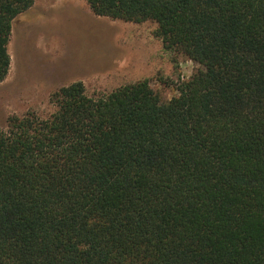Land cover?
<instances>
[{"label": "trees", "instance_id": "1", "mask_svg": "<svg viewBox=\"0 0 264 264\" xmlns=\"http://www.w3.org/2000/svg\"><path fill=\"white\" fill-rule=\"evenodd\" d=\"M157 24L200 69L164 101L149 80L55 91L0 129V264H264V0H85ZM0 0V84L16 18Z\"/></svg>", "mask_w": 264, "mask_h": 264}, {"label": "rangeland", "instance_id": "2", "mask_svg": "<svg viewBox=\"0 0 264 264\" xmlns=\"http://www.w3.org/2000/svg\"><path fill=\"white\" fill-rule=\"evenodd\" d=\"M157 24L94 15L85 0H35L13 22L11 68L0 84V129L10 116L54 112L51 95L74 82L93 97L149 80L164 101L200 66L165 49Z\"/></svg>", "mask_w": 264, "mask_h": 264}]
</instances>
